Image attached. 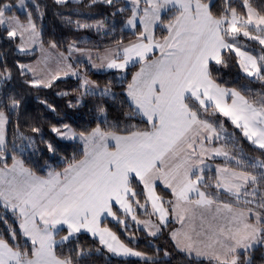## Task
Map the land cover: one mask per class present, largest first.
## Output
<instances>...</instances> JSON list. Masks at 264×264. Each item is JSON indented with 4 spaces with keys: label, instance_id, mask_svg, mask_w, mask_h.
Returning a JSON list of instances; mask_svg holds the SVG:
<instances>
[{
    "label": "snow or ice",
    "instance_id": "snow-or-ice-1",
    "mask_svg": "<svg viewBox=\"0 0 264 264\" xmlns=\"http://www.w3.org/2000/svg\"><path fill=\"white\" fill-rule=\"evenodd\" d=\"M66 2L56 0L58 4ZM102 2L115 6L118 0ZM210 4L211 0H127L124 7L117 8L121 14L130 12L124 28L136 30L132 32L135 40L127 44L117 41L116 49L108 50L102 62L93 67L123 72L139 65L126 88L127 115L139 116L145 127L129 125L119 129L123 133L119 134L100 126L88 133H77L67 124L53 126L51 131L60 139L83 142L82 158L74 156L63 172L38 176L15 155L8 165L5 128L9 117L0 108V213L10 212L18 225L9 226L7 238L0 234V264H74L71 255H58L57 247L72 243L82 231L98 237L116 256L139 257L146 264H155L154 257L129 247L115 232L101 226L107 217L125 224L117 216L120 211L137 224L143 223L150 236L166 227L171 215L181 224L171 237L182 251L207 256L215 264H252V250L264 247V159L230 154L227 145L232 140L222 135V125L202 117L211 111L229 118L244 137L264 150V100L257 106L239 91L221 87L213 77V65L227 67L228 60L235 58L243 73L264 82V47L260 55H253L239 40L242 35L264 46V14L250 0H242L238 7L233 6V0H223L219 14H214ZM11 7L0 0V25L9 39L19 38L17 49L23 53L25 35L35 43L40 32L31 12L25 24L7 14ZM65 22L78 29L104 27L103 21L89 24L66 17ZM157 28L166 34L157 38ZM50 47L57 45L50 42ZM68 51L71 55L83 50L73 42ZM18 68L22 76L33 73V79L26 81L32 87L50 88L60 76L57 72L36 78L33 66L20 64ZM68 69L64 75L69 74L71 65ZM10 78L11 71L5 65L0 69V83ZM90 83L84 79L81 87ZM109 94L108 87L101 92ZM8 100L11 110L19 108L20 100L12 96ZM99 111L104 113L103 108ZM104 123H108L106 118ZM27 139L29 145L34 144ZM220 140L224 145L212 146ZM42 142L49 152H56L53 143ZM216 157L224 158V166L217 165L215 176L206 179V170L211 171L206 160ZM231 162L236 167H229ZM134 181L143 186L142 193L134 190ZM158 182L170 189L173 199L164 201L156 194ZM138 195L145 196L144 203ZM222 196L231 202L221 201ZM149 203L150 215L157 216L158 223L140 221L135 215V207L147 212ZM193 208L214 210L210 243L199 239L203 232L185 230ZM61 232L66 234L60 236ZM83 254L82 250L76 253Z\"/></svg>",
    "mask_w": 264,
    "mask_h": 264
},
{
    "label": "trees",
    "instance_id": "trees-1",
    "mask_svg": "<svg viewBox=\"0 0 264 264\" xmlns=\"http://www.w3.org/2000/svg\"><path fill=\"white\" fill-rule=\"evenodd\" d=\"M16 2L17 0H3V3L13 6L11 12L7 14L15 15L21 21L27 22L28 13L31 12L40 32L43 46L50 47V42H55L56 49L66 56L69 55L68 45L73 42L79 49L103 51L115 47L117 41H123L126 44L135 40L132 31L124 28V23L130 12L123 14L117 12V8L125 6L126 3L123 0H119L115 6L107 5L102 1L92 3V0L64 4H58L55 0H29L25 13H19L16 10ZM241 2L242 0H233V6L238 7ZM250 2L257 11L264 14V0H250ZM37 5L39 10H37ZM222 6L223 0H211L210 7L214 14H219ZM113 13L116 14L113 15ZM66 17L71 18L72 21L80 20L89 24L103 21L104 27L100 30L95 27L78 29L74 23L71 25L66 23ZM239 40L253 55L261 54L262 46L256 41L248 40L242 36L239 37ZM19 42V38L9 39L4 27L0 25V69L6 65L11 71V78L0 83V108L9 117L5 148L8 165L12 163L11 156L15 155L24 162L25 167L30 168L38 175H45L48 170H64L68 163L72 162L74 156L77 159L82 158L83 149L81 146L75 142L57 139L51 131L53 126L61 127L67 124L77 133H88L93 128L100 126L104 130H114L120 134L123 133L119 132V129L129 125L145 127L139 116L130 118L127 115L130 109L125 94L126 88L139 65L130 68L125 76H121L118 71L97 73L88 68L86 63L73 62L70 58L74 67L81 68L82 77L84 76L101 90L108 87L109 95L86 92L84 87H81L83 78L76 77L55 81L50 88L32 87L26 81H31L33 76L29 73L22 76L18 65L33 62L38 57V53H19L17 51ZM213 77L221 87L239 91L257 106L264 100V82L242 74L235 58L228 60L227 67L213 65ZM62 93H67V95H61ZM10 96L20 100L17 110H11L8 107V97ZM42 101L46 103H42ZM47 105H51L55 111H52ZM100 108L104 109L103 114L100 113ZM105 118L108 121L107 124L104 123ZM202 118L208 119L217 126L223 124L229 135L237 136V140L234 138L233 140L240 144V148L238 144L237 146L231 143L227 145L228 151L232 155H237L238 151H242L245 157L264 159V150L254 146L224 116L209 111ZM111 125H118L119 128L110 129ZM33 128H39L41 131L34 133ZM224 128L223 132H225ZM27 138H31L34 144L29 145ZM42 141L53 143L56 152H49L46 144ZM235 141L232 142L236 143ZM224 143V140H220L213 144L224 145ZM216 162L224 165L222 160ZM228 166L236 167L234 162L229 163ZM205 174H210V172ZM133 187L138 194L143 192V186L138 182L134 181ZM157 193L164 201L173 199L171 193L161 186L157 187ZM137 198L141 203H144V195H138ZM149 208L150 204L147 206V212H143L145 209L138 207H135V211L142 218H150L152 215H150ZM115 210L116 208H114ZM0 215L4 216V219H0V234L7 238L9 226L18 228V225L10 212L0 213ZM117 216L125 220L124 226L108 220L103 222V226L115 232L120 240L129 247L143 252L149 257H154L155 264H215L211 261L188 257L180 252L170 236L173 227L170 221L166 227L161 229L159 236L152 237L146 231L138 228L130 218L125 217L121 212H117ZM65 234V232H61L60 236ZM59 238L58 236L57 239L59 240ZM81 250L84 254L77 256L76 253ZM165 252L168 253L167 256L164 255ZM57 253L63 256L71 255L74 264H146L140 258L113 257L97 239L85 233H79L70 244L58 246ZM250 258L252 264H264V247L258 246L252 250Z\"/></svg>",
    "mask_w": 264,
    "mask_h": 264
},
{
    "label": "rangeland",
    "instance_id": "rangeland-1",
    "mask_svg": "<svg viewBox=\"0 0 264 264\" xmlns=\"http://www.w3.org/2000/svg\"><path fill=\"white\" fill-rule=\"evenodd\" d=\"M29 0H24V3L23 5H21L20 3V0H17L16 4H15V8L16 10L19 12V13H25L27 11V2ZM56 1V0H55ZM82 0H67V2H80ZM97 1H102V0H97ZM119 1V0H118ZM125 1V3H127V0H123ZM8 4V3H6ZM10 5V4H9ZM12 6V5H11ZM143 6V5H141ZM13 6L11 7V10H12ZM21 21V20H20ZM22 23H27V22H23L21 21ZM2 26V25H1ZM3 27V26H2ZM126 29V28H125ZM128 31H136V30H132V29H126ZM166 33L165 32H162L159 28H157L156 30V35H157V38H159L161 35H165ZM242 36V35H241ZM243 37V36H242ZM25 40L27 42V47H26V51L25 52H19L18 49L17 51L21 54H27V53H34V52H37L38 53V57L36 58V60H34L33 62L31 63H27V64H24V65H30V66H33L35 69H36V78H47L49 75L51 74H56L57 72L60 73V76L58 79L54 80L53 82L55 81H58V80H63V79H66L68 77H79L80 79H82V83H83V80L86 79L84 78V76L82 77V75H78V72L76 70L75 67H73L74 65H71V63L69 64V60L72 59V61H80L81 63H87L89 66H90V69L93 70V71H97V72H100L98 70H100L101 68H98V67H93V64H96V65H99V57L100 55H102L103 57L106 55V52L108 50H115L116 48H113V49H108V50H105V51H99V50H90V49H81L83 51H74L71 53V55H68V56H65L63 55V57H67L66 60L62 59L61 58V53L60 51H58L56 48H51V47H44L43 44L41 43V40H40V36L39 38L36 40L35 43H32L29 38H28V35L26 34L25 35ZM257 42V41H256ZM20 43V42H19ZM258 43V42H257ZM259 44V43H258ZM76 45V44H75ZM264 47V46H262ZM77 49H79L78 47H76ZM89 57H91V59H89ZM69 58V60H68ZM71 58V59H70ZM71 65V71L69 72L68 75H64L63 73L65 71H69L68 69V66ZM132 68V66L129 67V69ZM139 68V67H138ZM127 69V70H129ZM127 70L125 71H120L118 70V73L121 74V76H125L126 73H127ZM71 72H75L76 75H72ZM242 72V70H241ZM29 74H31L33 76V73L31 72H27ZM242 74L246 75L245 73L242 72ZM89 81V80H88ZM84 89L86 92L88 93H91V94H99L101 93L103 90H101L99 87H97L96 85H94L92 82L89 84V85H86L84 86ZM226 118V117H225ZM227 119V118H226ZM228 120V119H227ZM7 127V125H6ZM222 127L224 128L223 124H222ZM226 128V127H225ZM224 128V129H225ZM7 129V128H6ZM241 134V130L236 128ZM222 135H229L225 129V132L222 133ZM243 135V134H242ZM231 137V140L232 141H235L237 140V136L234 134V135H229ZM57 139L61 140V141H69V142H79L82 147H83V142L80 141L78 138L77 139H74V140H64V139H60L59 137L56 136ZM233 138L235 140H233ZM246 138V137H245ZM5 142H6V135H5ZM236 143L234 142H231V144H234L235 146H237L238 142L235 141ZM239 145V148H240V144ZM215 147H220L222 145L220 144H217V145H214ZM255 146V145H254ZM228 150V148H227ZM242 151H238L239 154H237L236 156L240 157V156H243V152L241 153ZM231 154V153H230ZM238 157V158H239ZM224 161V158L223 157H216L215 158V162L216 161ZM215 164H219L218 162L215 163ZM49 171H54V170H48L47 173ZM58 172V171H56ZM37 175V174H36ZM205 177L206 179L208 177H213L212 174H205ZM213 184H214V179L211 181ZM214 190V189H213ZM221 201L223 202H230L228 200L227 197H221L220 198ZM150 204V203H149ZM150 212H152V209H151V205H150ZM145 212V211H143ZM214 212V210H213ZM213 212H208L206 211L205 209H201V208H193L191 210V212L189 213V218L186 219L185 221V230L188 231L192 228L195 229V232H203L204 234L201 235L199 237L200 240L202 239H206L207 241L210 242L209 240V237L208 235L206 234V230H207V227H208V222L212 220V216H213ZM141 217V216H140ZM171 221L170 223L173 224V227H172V230H171V233L174 229L175 226H177V229H180L181 228V224L179 222H177L175 220V218L173 216H171ZM142 218V217H141ZM137 216V219L140 220V221H151L153 223H158V218L157 216L155 215H152L150 218H146V219H141ZM136 224V226L144 231H146L148 233V229H146L143 225V223L141 224H137L136 221H133ZM213 224L215 223V221H213ZM171 233H170V236H171ZM161 234V231L156 235V236H152V237H157ZM172 239V237H171ZM173 240V239H172ZM174 241V240H173ZM258 247V246H257ZM177 249L181 252L182 250L179 249L177 247ZM110 253V252H109ZM183 254L187 255L188 257H194V258H197V259H200V260H207V261H211V262H214L215 261H212L210 259H208L207 256H200V257H197L195 255V253H192L191 255L189 253H187L186 251H182ZM113 257L115 258H129V257H124V256H116L114 255L113 253H110ZM135 258H139V257H135Z\"/></svg>",
    "mask_w": 264,
    "mask_h": 264
},
{
    "label": "crops",
    "instance_id": "crops-1",
    "mask_svg": "<svg viewBox=\"0 0 264 264\" xmlns=\"http://www.w3.org/2000/svg\"><path fill=\"white\" fill-rule=\"evenodd\" d=\"M127 44V43H126ZM113 48H116V46L115 47H113ZM113 48H110V49H113ZM108 50V49H107ZM103 51H105V50H103ZM102 52V51H101ZM63 54V53H62ZM63 55H65V54H63ZM66 56V55H65ZM103 56L102 55H100V57H99V63H101L102 62V58ZM68 60H69V58H68ZM74 62V61H73ZM75 62H77V63H81L80 61H75ZM71 63V61L69 60V64ZM87 64V63H86ZM71 65H73L72 63H71ZM88 65V64H87ZM74 67V66H73ZM76 68V67H75ZM88 68H90V66L88 65ZM81 68L80 67H78V68H76V70H77V72H78V75H82V73H81V70H80ZM139 69V68H138ZM138 69H136V71H138ZM98 71H100V72H97V71H95V72H97V73H102V72H114V71H118L117 69H108V68H106V67H103V68H101L100 70H98ZM247 76V75H246ZM76 78H79V77H76ZM227 89H229V88H227ZM231 101H230V99H229V103H230ZM227 118V117H226ZM229 121H230V119L229 118H227ZM231 122V121H230ZM235 126V125H234ZM7 128V127H6ZM6 128H5V135H6ZM120 134V133H119ZM247 139V138H246ZM80 146H81V148L83 149V147H82V145L79 143V142H77ZM213 147H215L214 146V144L212 145ZM5 148H6V142H5ZM206 163H208L210 166H211V171H208V170H206V172L205 173H207V172H210V174H212L213 176H215V168L217 167V165H219V166H224L223 164H215V163H217V162H215V159H211V160H206ZM0 166H2V165H0ZM9 166H11V164L9 165ZM58 172H63V170L62 171H58ZM38 175V174H37ZM47 175V172H46V174L45 175H38V176H46ZM158 186H161L162 188H164L165 190H167L168 192H170L171 193V191H170V189H167L166 187H164V185L163 184H161V183H157V187ZM157 187H156V194L158 195V193H157ZM151 205V204H150ZM235 206V205H234ZM116 208H118V206H116ZM121 213H122V211H120ZM123 214V213H122ZM135 215L136 216H138L139 218H141L138 214H137V212L135 211ZM128 218H130L131 219V221H132V218H131V216L129 215V216H127ZM121 219V218H120ZM141 219H146V218H141ZM106 220H108V221H110V222H112V223H115V224H119L118 222H117V220H114L112 217H107L106 219H103L102 220V224H101V226L102 227H104L103 226V222L104 221H106ZM169 221H171V217L169 216ZM134 223V222H133ZM135 224V223H134ZM208 227H207V230H206V234L208 235V237H210L211 236V230H210V228H209V224H213V222H212V220L211 221H209L208 223ZM123 226H124V224H122ZM136 225V224H135ZM177 230V226H175L174 227V229H173V231H176ZM172 231V232H173ZM81 233H85V234H88V235H90V236H92L91 235V233H88V232H85V231H82ZM93 237V236H92ZM95 239H97L98 241H99V238L98 237H94ZM210 240V239H209ZM173 241V240H172ZM202 241H204V243H210L209 241H207L206 239L204 240V239H202ZM173 243L175 244V246H176V243H175V241H173ZM105 247V246H104ZM177 247V246H176ZM182 252V251H181ZM129 258H135V257H129ZM209 259V258H208Z\"/></svg>",
    "mask_w": 264,
    "mask_h": 264
}]
</instances>
